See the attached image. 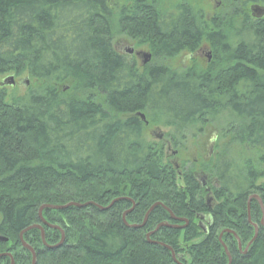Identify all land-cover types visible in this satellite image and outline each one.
I'll return each instance as SVG.
<instances>
[{
  "label": "trees",
  "instance_id": "obj_1",
  "mask_svg": "<svg viewBox=\"0 0 264 264\" xmlns=\"http://www.w3.org/2000/svg\"><path fill=\"white\" fill-rule=\"evenodd\" d=\"M222 1L208 29L184 0L171 10L161 8L162 0H129L117 13L119 0H0V79L27 75L36 87L11 101L0 88V235L8 239L0 255L31 264L19 237L42 225L44 205L108 207L128 198L106 211L44 209V220L60 228L44 227L46 244L58 245L61 232L65 240L48 249L39 230L25 233L36 264H173L170 249L182 264H229L224 246L231 264H264L263 214L257 200L249 203L258 196L264 207V18L246 12L247 4L264 0ZM118 35L146 45L156 62L195 53L206 40L213 62L207 70L152 64L140 72L115 50ZM137 113L175 134L224 115L227 134L259 154L261 169L241 171L218 155L208 209L190 169L179 189L174 167L145 140ZM157 203L190 225L148 238L173 222L159 206L135 228ZM248 204L259 231L244 253L255 236ZM196 210L211 218L207 234L193 223ZM0 264L11 261L2 257Z\"/></svg>",
  "mask_w": 264,
  "mask_h": 264
},
{
  "label": "rangeland",
  "instance_id": "obj_2",
  "mask_svg": "<svg viewBox=\"0 0 264 264\" xmlns=\"http://www.w3.org/2000/svg\"><path fill=\"white\" fill-rule=\"evenodd\" d=\"M182 1L183 0H162L160 6L164 10H171L172 4L176 5ZM128 2L129 0H119L118 6L114 11L116 13L120 12L122 8L128 4ZM184 2H189L193 7L199 10L201 13V18L206 23L208 29H210V26L214 22L215 16L220 14V11L224 8L222 0H184ZM255 5L264 8L263 3L247 4L246 12L249 13L253 20L256 19L252 16L251 7ZM114 48L119 54L126 57L128 62L135 64L137 70L140 72L146 68V66L143 65V58L139 56L143 53H150L146 45L139 44L137 41H133L127 36L118 35L114 42ZM199 49L200 51L198 52ZM199 49L194 55H191L193 53L190 54L186 51L174 59H167L164 61L157 60V62L152 60L149 64L165 65L178 72L187 70L191 66L207 70V68L213 62V54L211 52L212 49L206 40L203 41ZM129 50H133L134 53L129 55ZM11 76L14 77L15 84L13 86H1L8 96V101H11L13 97H26L30 91L35 92L36 87L34 81L30 80L28 85L23 84L22 80L27 78V75L15 77L14 75L10 74L2 77L0 82H3V79ZM68 87L69 86L67 84H62L60 90L66 93L69 90ZM225 125V117L224 115H221L215 119L210 118L205 120L203 123H197L194 128L187 129L182 132V134L176 131L177 135L175 134V130L173 128L158 126L152 122H147V124H144L143 129L145 140L150 142L156 148L161 149L163 151L164 159L166 156L171 155L172 151L178 153L176 155L177 160L173 161L175 163H180L181 166L182 164L183 166L186 165L190 169L191 175H193L196 180L198 178L200 183H202V190L204 191L205 184L207 188H211L212 186L218 187L217 182L212 177L211 172L218 155H224L228 157L241 171L246 170V165H252L258 170L261 169V166L259 165V154H257L253 148H250L246 144L233 142L231 139L232 135L229 132L227 134L226 128H224ZM169 141H172L175 144V147H172L171 150H168L166 145V142ZM260 181L264 182V179H261ZM208 199H213L211 193L204 196L205 201ZM63 236L65 237L64 232ZM24 242L27 243L25 240ZM221 242L223 243V241ZM176 260L178 259L176 258Z\"/></svg>",
  "mask_w": 264,
  "mask_h": 264
},
{
  "label": "water",
  "instance_id": "obj_3",
  "mask_svg": "<svg viewBox=\"0 0 264 264\" xmlns=\"http://www.w3.org/2000/svg\"><path fill=\"white\" fill-rule=\"evenodd\" d=\"M251 12H252V16H253L256 20H260V19H262V18L264 17V8H263V7H260V6H257V5L252 6V7H251ZM129 53L132 54V53H133V50H129ZM142 57H143V65H147V64H149V63L151 62V60H152V55H151L150 53H143V54H142ZM14 81H15V80H14V77H8V78L4 79L3 82L0 83V87H1V86H4V85H11V86H13V85L15 84ZM24 83H25V85H28V84H29V81L26 79V80H24ZM135 116H136V117H139L142 121H145V115H144V114H142V113H137ZM173 154H175V152H173ZM254 198L259 202V204H260V206H261L262 214H263L261 224L264 226V207H263V205H262L260 199H259L257 196L254 197ZM251 199H252V198H251ZM251 199L249 200V202L251 201ZM119 200H120V199L114 200V201H113L108 207H101V206H99V205H97V204H94V203H92V202L85 203V204L69 203V204H67V205H63V206H53V205H44V206H42V207L39 209V220H40V222H41L42 225H34V226H32V227H29V228L25 229L23 232L20 233V237H19V238H20V241H21V243H22V246H23L25 249H27V250L31 253V255H32V264H36V261H37V255H36V252H35V251H34V250H33V249H32L27 243L24 242V240H23V236H24L25 233H27V232H29V231H31V230H33V229H38V230H40V231H41L42 242H43V244H44L48 249H57V248H59L60 246H62V244L64 243V240H65V237L63 236V232H61V233H62V238H61V241H60V243H59L58 245H56V246H54V247H50V246H48V245L46 244L45 235H44V228H43V227H45V228H51V229H55V230H60V228H59V227H56V226H52V225H50L47 221L44 220V218H43V216H42V212H43L44 209H50V210H54V211H63V210H67V209H69V208H71V207H77V208H81V209H82V208H86V207H88V206L93 205V206L98 207V208H99L100 210H102V211H106V210H109V209L113 206V204H114L115 202L119 201ZM132 204H133V206H135V203H134L133 201H132ZM159 206L162 207V204H161V203H157V204L153 205V206L149 209L148 213L146 214V217H145L144 223H145L146 220L148 219L150 213H151L156 207H159ZM128 213H129V211H128L127 213H125L124 218H125V216H126ZM248 215H249V213H248ZM171 219H174L173 216H171ZM248 220H249V222L251 221V219H250V215L248 216ZM124 221H125V219H124ZM144 223H143L141 226H139V227L135 226V228L143 227ZM251 224H252V223H251ZM252 225H253L254 228H255V236H254L253 240L249 243V245H248L246 251L248 250L249 246L252 245V243L255 241V239H256L257 236H258V231H259V229H258L257 225H255V224H252ZM164 226H165V227H169V226L166 225V224H164ZM157 230H158V228H157ZM155 232H156V230L153 231L152 233H150L149 236H148V238H149L151 235H153ZM226 232H227V233L234 234V233L231 232V231H226ZM223 234H224V233H222V234L220 235V240H221ZM7 242H8V239L0 235V243H7ZM154 243H155V244H158L157 242H154ZM165 246H166V245H165ZM166 248H167V249H170V248L167 247V246H166ZM239 248L241 249V243H240V242H239ZM224 250H225V252H226V254H227L228 258H229V264H231V257H230V255H229V253H228V250H227V248H226L225 246H224ZM170 251L172 252L173 259L176 260V258H175V253L172 251V249H170ZM2 257H8V258L10 259V261H11V264H14V259H13L12 255H11L10 253L1 254V255H0V258H2ZM179 263H180V262H179Z\"/></svg>",
  "mask_w": 264,
  "mask_h": 264
},
{
  "label": "flooded vegetation",
  "instance_id": "obj_4",
  "mask_svg": "<svg viewBox=\"0 0 264 264\" xmlns=\"http://www.w3.org/2000/svg\"><path fill=\"white\" fill-rule=\"evenodd\" d=\"M200 51V49L198 50V52ZM195 53H193V54H191V55H194ZM139 56H141L142 57V55H139ZM143 58V57H142ZM134 66H136L135 64H133ZM150 65V64H149ZM145 66H147V65H145ZM144 71V70H143ZM141 120V119H140ZM143 134H144V131H143ZM159 139H160V137H159ZM167 144V147H168V150H171L172 149V147H175V144H174V142H172V141H169V142H166ZM178 153H175V154H173V151L171 152V155H169V156H166L165 157V159H166V161H168L173 167H174V170H175V172L177 173V179H176V183H177V186L179 187V189H184L185 188V177H184V173H183V170L185 169V170H188L189 168L185 165V167L183 168V164H182V166L180 165V163H175L173 160H177L176 159V155H177ZM192 178L194 179V181L198 184V188L200 189H202L203 188V185H201L202 183H200V181L198 180V178H197V180L193 177V175H192ZM211 193V190H210V188L208 187H206V184H205V190L203 191V192H201L200 193V196L201 195H203V197L205 196V195H207V194H210ZM205 203H206V206H207V208L209 209L210 207H211V201L208 199V200H206L205 201ZM173 222H171V225L174 227V220H172ZM176 223V222H175ZM176 224H178V222L176 223ZM197 226H198V228H203L204 227V229H205V231H206V233L208 232V230H209V228L211 227V218L208 216V214L205 216L204 215V217H202L201 218V220H200V222L198 221V224H197Z\"/></svg>",
  "mask_w": 264,
  "mask_h": 264
},
{
  "label": "bare ground",
  "instance_id": "obj_5",
  "mask_svg": "<svg viewBox=\"0 0 264 264\" xmlns=\"http://www.w3.org/2000/svg\"><path fill=\"white\" fill-rule=\"evenodd\" d=\"M202 190V189H201ZM128 198H121L119 201H126ZM260 199V198H259ZM119 201H117V202H119ZM261 201V200H260ZM117 202H115V203H117ZM114 203V204H115ZM261 203H262V201H261ZM113 204V205H114ZM263 205V204H262ZM135 208V206H132V208L129 210V213L131 212V211H133V209ZM162 208L165 210V211H167V213L170 215V216H173V220L177 223L178 222V224H174V228L175 229H178V230H184V229H186L189 225H190V221H189V219L187 218V217H179V218H177V217H175V215L171 212V210H169L166 206H164L163 204H162ZM249 209H250V206H249V204H248V211H249ZM153 212V211H152ZM151 212V213H152ZM194 221H193V223H195V224H198V221L200 222V220H201V218L202 217H204V215L206 216L207 215V213L206 212H203V211H194ZM147 221H148V219L146 220V222L144 223V225H143V227L146 225V223H147ZM166 225H168L169 227H165L164 226V223L163 224H160V225H158L156 228H155V230H156V232L154 233V234H156L161 228H173V226L171 225V224H169V223H165ZM143 227H140V228H143ZM157 228H158V230H157ZM154 230V231H155ZM153 234V235H154ZM157 245H159V246H162V247H165L166 248V246H165V244H163V243H158ZM172 259H173V256H172ZM37 262V261H36ZM15 264V263H14ZM31 264H32V262H31ZM173 264H181V263H179L178 262V260H175V259H173Z\"/></svg>",
  "mask_w": 264,
  "mask_h": 264
}]
</instances>
